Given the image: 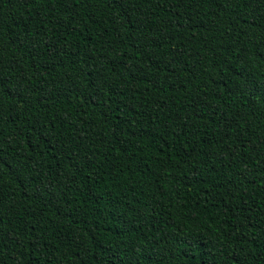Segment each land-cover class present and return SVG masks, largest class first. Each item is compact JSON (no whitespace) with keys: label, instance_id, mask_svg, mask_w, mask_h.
Wrapping results in <instances>:
<instances>
[{"label":"trees","instance_id":"16d2710c","mask_svg":"<svg viewBox=\"0 0 264 264\" xmlns=\"http://www.w3.org/2000/svg\"><path fill=\"white\" fill-rule=\"evenodd\" d=\"M0 264H264V0H0Z\"/></svg>","mask_w":264,"mask_h":264}]
</instances>
